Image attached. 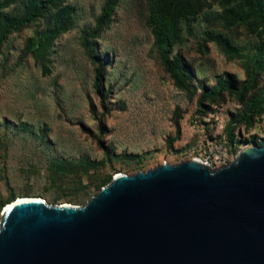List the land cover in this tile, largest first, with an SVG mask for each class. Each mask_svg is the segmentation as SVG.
Masks as SVG:
<instances>
[{
  "label": "rangeland",
  "instance_id": "obj_1",
  "mask_svg": "<svg viewBox=\"0 0 264 264\" xmlns=\"http://www.w3.org/2000/svg\"><path fill=\"white\" fill-rule=\"evenodd\" d=\"M105 2L67 0L75 7L72 26L47 49L37 42V32L44 33L46 27L43 19L13 30L3 41L0 204L12 197H39L80 205L117 172L134 173L192 157L211 160L220 146L226 148L228 163L253 136L257 142L264 140L262 113L249 125H234L233 143L228 141V124L245 109V100L248 105L253 99L264 101V69L256 54L264 36L258 37L246 23L225 27L217 1L184 24L173 52L180 50L194 67L196 80L207 86L227 73L235 87L254 78L244 101L240 89L223 91L221 100L204 101L209 107L204 111L197 104L201 88L190 95L176 88L164 70L146 22L147 0H117L110 22L93 39L107 57L102 83L110 92L103 105L93 86L95 64L83 32L94 27ZM19 7L14 2L4 10ZM206 29L226 34L236 50L227 53L214 41L201 47ZM31 37L35 42L28 51ZM62 160L67 163L57 167L55 162Z\"/></svg>",
  "mask_w": 264,
  "mask_h": 264
},
{
  "label": "water",
  "instance_id": "obj_2",
  "mask_svg": "<svg viewBox=\"0 0 264 264\" xmlns=\"http://www.w3.org/2000/svg\"><path fill=\"white\" fill-rule=\"evenodd\" d=\"M0 264H264V143L117 172L80 205L17 198Z\"/></svg>",
  "mask_w": 264,
  "mask_h": 264
},
{
  "label": "trees",
  "instance_id": "obj_3",
  "mask_svg": "<svg viewBox=\"0 0 264 264\" xmlns=\"http://www.w3.org/2000/svg\"><path fill=\"white\" fill-rule=\"evenodd\" d=\"M211 1H217L222 6L220 16L225 27L231 28L246 23L249 30L258 37L264 36V0H147L149 12L146 22L151 27L153 45L159 54L164 70L169 74L176 88L190 95L197 91V87L201 88L197 104L199 107H205L204 111L209 108L204 106V101L221 100L223 91L233 93V90L240 89V100L244 101L254 83V78L251 77V80L235 87L233 76L227 73L215 76V84L207 86L204 81L196 80L194 67L181 51L173 52L174 47L182 40L184 24L188 26V22L198 17L206 6L211 5ZM14 2H17L20 7L14 8V12L4 10ZM116 2L117 0H106L100 15L96 18L94 27L92 29L87 27L83 32V42L88 48L90 60L95 64L93 86L103 105L110 92V88L104 87L102 83L107 57L106 52L100 53L93 39L110 22ZM74 10L75 7L68 4L67 0H0V48L13 30L20 29L37 19H43L46 27L44 33L37 32V42L40 49H47L53 38L72 26ZM202 33L204 43H201L203 45L201 47L207 48V42L214 41L227 53L236 50L226 34L213 29H206ZM34 42L33 37L28 38L26 43L28 51ZM256 54L257 63L264 69V44L258 45ZM260 90L264 92V85ZM245 106L241 112L233 114L232 122L228 124L226 131L230 143H233L231 131L234 125L242 122L249 125L253 117L264 113V101L260 104L258 100L253 99L248 105L245 100ZM250 141L259 145L264 143V140L257 142L255 136ZM98 144H101V141ZM105 154L109 156L108 150H105ZM55 163L57 167H63L67 161L62 160ZM13 199V197L5 199L0 207L10 203Z\"/></svg>",
  "mask_w": 264,
  "mask_h": 264
},
{
  "label": "built area",
  "instance_id": "obj_4",
  "mask_svg": "<svg viewBox=\"0 0 264 264\" xmlns=\"http://www.w3.org/2000/svg\"><path fill=\"white\" fill-rule=\"evenodd\" d=\"M192 158H196V159H198V160H200L202 162H207V163H209V165L211 167H220V166H223V165L227 164L228 154L226 152V148L220 146L218 148L217 152L215 153L214 158H211V160H214V162H213V163H215L214 166L211 165L212 161L210 160V157L209 158L208 157L207 158L192 157ZM229 160H230V158H229ZM3 208H4V206L0 208V215H1V212H2Z\"/></svg>",
  "mask_w": 264,
  "mask_h": 264
},
{
  "label": "bare ground",
  "instance_id": "obj_5",
  "mask_svg": "<svg viewBox=\"0 0 264 264\" xmlns=\"http://www.w3.org/2000/svg\"><path fill=\"white\" fill-rule=\"evenodd\" d=\"M19 198H25V197H18V199H19ZM13 201H14V199H13ZM7 204H8V203H7ZM6 207H7V205H6L4 208H6Z\"/></svg>",
  "mask_w": 264,
  "mask_h": 264
},
{
  "label": "flooded vegetation",
  "instance_id": "obj_6",
  "mask_svg": "<svg viewBox=\"0 0 264 264\" xmlns=\"http://www.w3.org/2000/svg\"><path fill=\"white\" fill-rule=\"evenodd\" d=\"M3 207V206H2Z\"/></svg>",
  "mask_w": 264,
  "mask_h": 264
}]
</instances>
